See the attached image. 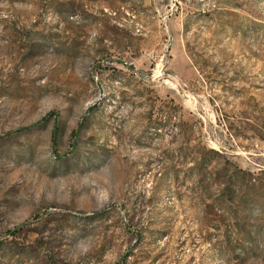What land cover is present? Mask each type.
<instances>
[{
    "label": "rangeland",
    "instance_id": "1",
    "mask_svg": "<svg viewBox=\"0 0 264 264\" xmlns=\"http://www.w3.org/2000/svg\"><path fill=\"white\" fill-rule=\"evenodd\" d=\"M0 264H264V0H0Z\"/></svg>",
    "mask_w": 264,
    "mask_h": 264
}]
</instances>
